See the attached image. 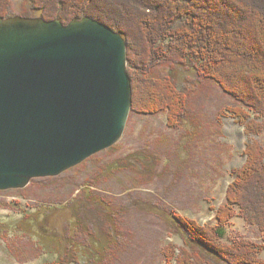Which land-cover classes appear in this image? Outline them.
<instances>
[{"label": "trees", "instance_id": "obj_1", "mask_svg": "<svg viewBox=\"0 0 264 264\" xmlns=\"http://www.w3.org/2000/svg\"><path fill=\"white\" fill-rule=\"evenodd\" d=\"M13 1L0 0V18L12 15ZM27 1L48 21L59 19L66 25L75 18L91 17L124 37L133 90L132 115L166 114L169 128L188 132V125L195 120L191 118V98L202 82L218 83L235 99L229 110L250 138L246 161L235 172L226 202L217 210L216 224L201 225L169 212L167 221L184 246L178 251L173 245L164 248V260L175 264H264L259 247L249 239L232 244L224 241L225 227L238 214L264 236V147L253 138L264 132V0ZM164 66L169 71L163 75ZM179 66L192 71L197 79H179ZM152 157L131 154L120 160L126 166L120 173L127 172L145 185L153 179L145 172L151 173L149 164L157 163ZM103 173L95 171L60 202L43 200L47 205L33 202L24 208L16 201L15 211L22 217L14 223L0 220V238L9 251L24 260L17 241L25 237L24 246L32 256L52 257L43 264H116L120 251L129 247L130 242L124 239L130 238V232L127 234L121 219L122 199L101 191L105 187ZM61 177L34 179L28 187L32 182L43 185ZM28 187L17 194L30 201ZM48 202L62 206L53 208Z\"/></svg>", "mask_w": 264, "mask_h": 264}, {"label": "rangeland", "instance_id": "obj_2", "mask_svg": "<svg viewBox=\"0 0 264 264\" xmlns=\"http://www.w3.org/2000/svg\"><path fill=\"white\" fill-rule=\"evenodd\" d=\"M11 13L38 16L27 0H14ZM164 68L163 75L169 71L168 67ZM178 74L182 80L197 79L184 66H179ZM191 99L194 103L191 118L195 120L188 125V132L169 128L166 114H130L126 131L113 149L111 147L99 153L96 159L63 173L58 180H47L43 185L32 182L31 189L26 192L30 201L24 200L23 194H17L18 190H25L30 184L24 189L0 194V220L14 223L22 217L15 211L16 201L24 208H30L33 202L34 205L44 204L46 201L43 200L60 202L83 186L85 178L100 170L105 172L101 175L104 180L102 186H105L101 191L122 199L121 219L127 234L130 232V238L124 239L130 242L129 247L124 252L120 251L122 255L115 259L116 264H175V261L167 263L164 260V248L173 245L178 251L184 242L171 230L167 221L169 212L175 211L201 225L216 224L217 210L226 202L227 189L235 179V172L246 161L245 148L250 139L229 110L236 104L235 99L226 94L218 83L202 82L200 90ZM253 138L264 147V132ZM144 153L150 157L154 155L157 163L149 164L151 173L145 172L151 174L150 179L153 175V179L142 185L127 172L120 173L126 168L120 160L131 154ZM156 164L157 168L154 167ZM76 194L77 191L74 196ZM57 202L48 204L53 208L62 206ZM6 205L10 207L6 208ZM237 212L240 213L239 208ZM225 229L226 243L249 239L259 247V256L264 260V236L257 227L250 226L238 214ZM25 239L17 241L23 249L20 257L24 260H19L9 251L7 242L0 238V264H43L52 260L48 254L32 256L24 246Z\"/></svg>", "mask_w": 264, "mask_h": 264}, {"label": "water", "instance_id": "obj_3", "mask_svg": "<svg viewBox=\"0 0 264 264\" xmlns=\"http://www.w3.org/2000/svg\"><path fill=\"white\" fill-rule=\"evenodd\" d=\"M124 37L97 19L0 18V191L58 177L122 138Z\"/></svg>", "mask_w": 264, "mask_h": 264}]
</instances>
